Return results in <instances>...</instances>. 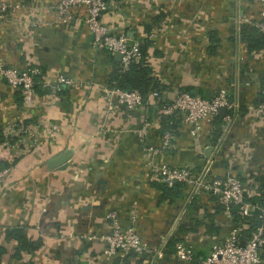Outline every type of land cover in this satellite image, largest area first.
Masks as SVG:
<instances>
[{
	"label": "crops",
	"instance_id": "1",
	"mask_svg": "<svg viewBox=\"0 0 264 264\" xmlns=\"http://www.w3.org/2000/svg\"><path fill=\"white\" fill-rule=\"evenodd\" d=\"M2 1L11 7L0 16V59L19 69L37 66L42 74L27 105L0 74V168L7 169L0 179V264H198L242 224L236 209L177 181L165 196L164 183L146 163L154 159L195 173L210 164L212 175L229 171L252 196L259 192L264 113L255 115L254 107L264 103V44L253 25L259 0H106L101 23L131 42H148L145 60L161 85L134 109L109 94L120 61L92 46L83 8L62 22L54 13L58 0ZM188 9L196 20L186 19ZM60 74L75 84L55 90ZM222 87L238 103L228 130L223 121L215 131L202 122L195 137L177 116L170 144L160 148L163 102L183 90L211 97ZM20 123L35 138L28 151L21 147L25 135L14 133ZM149 146L160 152L153 156ZM66 149L68 161L49 167L48 160ZM132 223L163 256L117 253L105 260L101 236ZM15 226L29 239L40 238L41 246L14 256L17 242L6 230ZM241 228L244 234L247 226ZM179 242L191 244L196 259H177Z\"/></svg>",
	"mask_w": 264,
	"mask_h": 264
},
{
	"label": "built area",
	"instance_id": "2",
	"mask_svg": "<svg viewBox=\"0 0 264 264\" xmlns=\"http://www.w3.org/2000/svg\"><path fill=\"white\" fill-rule=\"evenodd\" d=\"M261 6L259 18L253 25L264 32V0H259ZM106 0H58L54 5V13L57 20L62 22L71 20L75 9L83 8V18L89 30L92 33V46L105 49L110 54L121 53L120 69L125 71L131 63H137L142 59L140 43L131 42L124 32L112 33L106 25L101 23L100 16L107 10ZM8 2L0 3V11L10 8ZM37 66H28L19 69L13 66H5L0 60V74L6 82L13 88L20 90L21 99L24 105L32 103L34 100L35 76L38 74ZM112 86L108 89L110 95L126 106L128 109H134L142 104V96L135 90L123 89L112 81ZM75 84L72 78L60 74L56 78L55 90H61L64 86ZM224 107L226 113L221 116L222 125L227 130L233 124L238 111V103L229 97L227 88H220L211 97L200 95L192 96L189 91L183 90L169 101L163 102L158 113L168 118V127L162 132V143L160 148H166L171 139L175 126L172 127L173 120L180 116L182 122L186 125L188 132L192 136H199L202 131V122H206L210 129L213 121L219 115L220 108ZM255 115L264 113V103H259L254 107ZM9 131H13L9 128ZM18 135L27 134L30 143L34 144L35 138L31 129L20 123L15 128L14 133ZM139 135L145 132V126L137 130ZM32 140V142H31ZM160 148L147 147L154 156L160 152ZM150 171L158 176V179L164 184L171 186L174 181L183 185L191 186L195 192H211L226 208L234 207L242 219L241 225H234L230 228L224 240L220 243H213L210 251L205 258H201L198 264H264V257L261 251L264 248V204L251 200L252 195L248 187L239 177L226 171L223 174L212 175L209 172V165L200 172H193L192 169L184 166H170L164 162H158L150 159L147 163ZM7 169L0 168V179L4 176ZM253 216L259 220V223L243 235L242 226H248V221ZM246 224V225H245ZM105 243L103 257L105 260H112L117 253L140 254L143 252H152L156 257H162L161 249L153 250L149 242L144 239L137 231L134 224L123 228L115 225L112 230L101 236ZM177 259L188 263L196 259L194 249L191 244L179 242L174 250Z\"/></svg>",
	"mask_w": 264,
	"mask_h": 264
},
{
	"label": "trees",
	"instance_id": "3",
	"mask_svg": "<svg viewBox=\"0 0 264 264\" xmlns=\"http://www.w3.org/2000/svg\"><path fill=\"white\" fill-rule=\"evenodd\" d=\"M260 32V31H259ZM260 42H258L259 45L264 44V32H260ZM147 41H144L140 44V49L142 53V59L137 63H131L129 68L125 71H122L120 67L115 72L112 81H116V85L123 89H129V90H135L138 92L142 98L144 99L147 94L151 91H157L159 88H161V85L157 79H155L151 75V69L148 65V63L145 60L146 55V45ZM42 71L39 69L38 74L35 76V79L39 76H41ZM111 81V82H112ZM36 85V84H35ZM34 85V86H35ZM180 117V116H179ZM163 118V129L164 131L168 127V118ZM222 121L221 116H217L215 120L213 121L212 130H218L217 125L219 122ZM176 118L173 120L172 127H174L176 124ZM260 186H259V192L256 195H253L251 198H253L254 201L260 204H264V171L260 176ZM163 194L166 196L171 189V187L167 186L166 184H163ZM236 213L235 219L239 217L240 221L242 222V219L240 215ZM247 228L244 229V236H246V233H249L256 224L259 223V220L256 218V216H253L248 221ZM6 238L8 239H14L17 242L16 249L14 251V256L19 257L21 251L25 250L28 252H32L36 249H38L41 244L42 240L40 238L38 239H29L24 230L21 227L15 226L8 228L6 230ZM5 251V248L0 247V255Z\"/></svg>",
	"mask_w": 264,
	"mask_h": 264
},
{
	"label": "water",
	"instance_id": "4",
	"mask_svg": "<svg viewBox=\"0 0 264 264\" xmlns=\"http://www.w3.org/2000/svg\"><path fill=\"white\" fill-rule=\"evenodd\" d=\"M114 58L116 60L120 61L121 53L115 52L114 53ZM189 93L192 96H196L197 95L196 91H194V90L189 91ZM225 113H226V109L224 107L220 108L219 115L223 116ZM70 155H71L70 149H66V150H63V151L59 152L58 154H56L55 156L51 157L48 160L49 167L54 168V167H57L59 165H62L64 163H66L68 161V159L70 158ZM102 181L103 180H101V179L99 180V182H102Z\"/></svg>",
	"mask_w": 264,
	"mask_h": 264
},
{
	"label": "rangeland",
	"instance_id": "5",
	"mask_svg": "<svg viewBox=\"0 0 264 264\" xmlns=\"http://www.w3.org/2000/svg\"><path fill=\"white\" fill-rule=\"evenodd\" d=\"M156 1H158V2H164V1H166L167 3H169L170 5H171V3L173 2V3H175V2H179L180 0H156ZM181 1H187V0H181ZM1 2H4V1H2V0H0V3ZM188 2V1H187ZM57 3V2H56ZM55 3V4H56ZM194 3L196 4V0L194 1ZM6 13V11H0V16H4V14ZM160 15V14H159ZM161 16V17H160ZM159 17L160 18H164L163 17V15H160ZM185 16H186V19H190V20H193V19H195L196 20V11L194 12H192V10H190V9H188V10H185ZM158 17V16H157ZM158 17V18H159ZM185 18V17H184ZM100 19V18H99ZM1 60V59H0ZM2 61V60H1ZM3 62V61H2ZM3 64L5 65V66H9V65H7V64H5L4 62H3ZM31 142H32V140H31ZM33 145L34 144H31L30 143V139L28 138V136H27V134L25 133V138L23 139V143H21V147H23V148H25L26 149V151H28V149H31L32 147H33Z\"/></svg>",
	"mask_w": 264,
	"mask_h": 264
}]
</instances>
